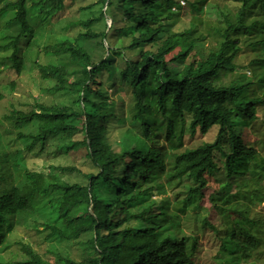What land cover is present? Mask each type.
Wrapping results in <instances>:
<instances>
[{"label":"trees","instance_id":"16d2710c","mask_svg":"<svg viewBox=\"0 0 264 264\" xmlns=\"http://www.w3.org/2000/svg\"><path fill=\"white\" fill-rule=\"evenodd\" d=\"M186 1L184 11L182 0H89L75 34L52 31L57 40L42 45L39 29L49 17L70 24L61 14L78 0H0L7 20L0 34L9 40L0 45V68L22 76L29 64L71 98V105L36 99L25 111L0 87V246L9 247L18 222L51 244L42 252L20 242L0 264H264V214L241 187L256 182L264 199V154L247 145L249 136L264 139V126H255L264 106V0ZM34 47L47 64L33 57ZM123 84L129 102L111 100L108 88ZM110 121L121 135L112 142ZM80 149L84 169L27 168L32 154ZM75 171L88 182L63 179ZM212 182L213 207L248 221L251 231L193 211ZM44 201L49 220L38 212ZM100 203L98 220L90 207ZM210 229L205 246L200 237ZM70 244L72 252L60 250Z\"/></svg>","mask_w":264,"mask_h":264},{"label":"rangeland","instance_id":"374dc122","mask_svg":"<svg viewBox=\"0 0 264 264\" xmlns=\"http://www.w3.org/2000/svg\"><path fill=\"white\" fill-rule=\"evenodd\" d=\"M183 1V0H182ZM185 4L181 2V5L183 7V10L186 11L189 7V4L186 0H184ZM87 4H89V0H78V3L75 5V7L66 13L61 14L63 16V19L66 20V18H69L71 20V23H63L58 24L54 23V20H52V17H49L48 21L44 24L43 27L39 29V36L40 40L39 42L42 43V45H45L46 43H51L57 40V35H52V31L55 32L58 35H65V34H75L72 28L75 27L77 23H79L81 18L86 19L88 16L85 12H81L80 8L85 7ZM36 9H33V16H36L39 12L40 6H35ZM106 10V8H104ZM11 15H8L10 17ZM196 20L197 17H194V14L190 16L191 20ZM7 22L6 19L0 20V26L5 24ZM69 24V25H68ZM112 24V19H109L108 26L110 27ZM68 25V26H67ZM43 32V33H42ZM42 34V37H41ZM4 39V36L0 34V45L2 43H9V40H5V42L2 41ZM33 57L36 58L37 54L41 58L42 63L47 64L49 61V57L44 56V54L39 53L38 48L34 47L33 51ZM32 56H29L28 60L31 61ZM31 63V62H29ZM248 76H252L251 73L248 71L246 72ZM76 76L78 78H81L82 74L77 73ZM12 82H16V86L14 91H11L9 86ZM55 85L54 82L46 81L42 79L38 73V71L34 68H30V65L28 64V70L26 73H24L22 76H17V74L9 68V65L4 66V68H0V87L7 86V89L3 90L4 94L7 96L8 100H11L19 109H23L25 111H28L32 109V106L35 104V100L37 99L39 102L47 105H54V104H65V105H71V98L68 94H62L59 92L52 91V87ZM117 86L112 85L108 88V93L110 95L111 100L116 101H125L126 103L129 102L130 97L127 94V87L123 84L121 85L120 91L117 92L116 90ZM110 110H113V108H109ZM127 109H130V105H127ZM260 118L264 120V108H258ZM115 123L114 121H110L109 123V140L112 142L114 139H118V135L121 137V135L118 133V129L115 130ZM119 137V139H120ZM247 141V145L249 147L256 146L259 154H264V139L261 137H253L249 136ZM244 139V136H243ZM59 143V141H55V144ZM139 146V144H138ZM86 150L80 149V150H72L68 152L67 154H64L63 151L57 152L56 154H43L41 156L37 155H30L27 159V164L29 170H36V171H47L48 168L52 165L54 166H77L80 168H85L83 166V158H85ZM85 164V163H84ZM264 166V163H260L258 165V168ZM260 171L264 174V171L260 169ZM66 181H69L71 183H80L84 184L87 183V179L84 178V175L80 173V171H75L67 176H64L63 178ZM17 181L20 185H23L25 182V172L24 170L21 172L19 171L17 174ZM263 184L264 182L260 183ZM257 183L253 181H247L245 184H242L241 187L243 189V194L250 198L253 196V199H255V203L252 206L255 213H262L264 214V199L259 200L257 199V195L259 192H255L254 189L256 188ZM218 187L216 182L210 183L208 189L204 190V193L201 197H199V204L193 209V211L199 213L202 217L208 215V217L212 220V222H219L223 219H233L234 222L245 228L246 230H252V225L241 218L240 216L233 215L231 211L225 212L224 210H219L215 207H213L211 201H210V194ZM167 193H165L164 196H170L172 197L171 188L167 187L165 189ZM254 191V192H253ZM253 194V195H252ZM158 195V194H157ZM155 196L153 197L154 200H157V198H162L163 196ZM242 202H245L242 200ZM177 210H180V202L176 203L175 205ZM91 212L96 216L98 220H101L105 217L104 212V205L100 203V205L95 206L91 205L90 207ZM218 211V212H217ZM38 212L41 214L42 219H48L50 216V212L48 211L47 205L42 203V205H39ZM183 218L185 215L182 213ZM41 230L42 227H40ZM44 235H35V233H29L26 227L23 225V223L18 222L16 226V230L10 234L6 239L5 243L8 242L7 246H9L7 249L4 250L2 246H0V263L9 261L11 259L12 254L20 249V242H27L34 245V249L36 251H42L45 252L46 250L51 247V244L47 241L41 242V238H43ZM214 234L212 230H208L207 232L201 234V241L202 243L207 246L209 243L213 241ZM83 241V237H80L76 240L77 248L80 249L81 246L79 243ZM60 240H57L56 243H59ZM79 244V245H78ZM216 247V246H215ZM66 249V250H65ZM60 250L62 252H72V244L70 245H64V247H60ZM209 251V250H207ZM217 264V263H212ZM263 264V263H262Z\"/></svg>","mask_w":264,"mask_h":264},{"label":"clouds","instance_id":"9594fccd","mask_svg":"<svg viewBox=\"0 0 264 264\" xmlns=\"http://www.w3.org/2000/svg\"><path fill=\"white\" fill-rule=\"evenodd\" d=\"M182 3L183 4H185V2H183L182 1ZM248 71V69L246 70V72ZM250 72V71H249ZM261 107H263L264 108V106H261V105H259L257 108H256V114H257V117L259 118V120L258 121H256L255 122V126L256 127H258V128H260V129H263V126H264V120H262L261 118H260V112H259V109L258 108H261ZM247 118V117H246Z\"/></svg>","mask_w":264,"mask_h":264}]
</instances>
